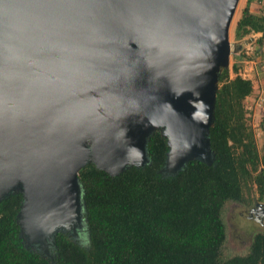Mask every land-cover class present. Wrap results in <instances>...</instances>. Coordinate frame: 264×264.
Masks as SVG:
<instances>
[{"label":"water","instance_id":"95a60500","mask_svg":"<svg viewBox=\"0 0 264 264\" xmlns=\"http://www.w3.org/2000/svg\"><path fill=\"white\" fill-rule=\"evenodd\" d=\"M5 2L0 201L11 183L22 189L13 194L22 195L18 222L29 248L48 255L56 232L86 229L83 201L77 210L72 202L73 188L82 193L78 173L89 164L110 176L128 169L120 167L135 153L134 123L147 126L145 148L161 129L167 157L179 153L177 163L166 158L162 177L192 160L213 163L214 79L240 50L229 42L239 0ZM162 115L170 117L175 151Z\"/></svg>","mask_w":264,"mask_h":264},{"label":"trees","instance_id":"16d2710c","mask_svg":"<svg viewBox=\"0 0 264 264\" xmlns=\"http://www.w3.org/2000/svg\"><path fill=\"white\" fill-rule=\"evenodd\" d=\"M251 0H248V3ZM241 12L236 40L264 31V19ZM243 58V53L238 56ZM218 76L214 120L209 129L211 165L192 160L175 176L162 177L169 145L156 130L146 142L149 164L116 176L89 164L78 173L88 247L67 232H56L44 251L27 246L20 235L22 195L0 201V264H264V233H256L248 252L222 259L226 240L221 216L227 202L249 203L251 184L264 199V157L257 150L243 100L252 83L234 63Z\"/></svg>","mask_w":264,"mask_h":264},{"label":"rangeland","instance_id":"374dc122","mask_svg":"<svg viewBox=\"0 0 264 264\" xmlns=\"http://www.w3.org/2000/svg\"><path fill=\"white\" fill-rule=\"evenodd\" d=\"M2 1L3 0H0V17L1 15L6 14V12H4V6H3ZM15 1L16 0H6L5 4L13 5ZM243 3H244V0H239L234 17L232 19V22L229 28V42L230 44L234 45L235 49H237L240 45H242V42H243V40L242 41L236 40L234 37L235 25L241 13ZM243 52L244 50L242 51V53ZM243 55L245 56V54ZM238 59H239L238 56L232 54L229 58V63L227 65L219 66L216 72V75H215V79H214V90L220 87V83H218V76L223 72L225 68H228L230 71L229 77L234 78V74L232 73L231 67L234 63H238ZM239 67L241 68L243 66H241L240 64ZM243 105L245 107V112H246L247 111L246 106L244 103ZM250 115L251 113H248L247 111L246 116L248 119H250L249 118ZM160 117H161V121L163 122L164 130L166 131V129H168V133H169L168 139L170 141V145H171V142L173 143L172 149L173 151H175L176 146L178 144L170 129V126H171L170 117L168 115H162ZM145 127L147 126L138 125L136 123L133 124L131 135L135 143V153L134 155H131V157L125 158L122 161V164H121L122 167L120 168H124L128 166L130 167V165H138V166L144 167L149 164L148 156H147L146 148H145V139L147 135L149 134V131H147ZM158 130L160 131L161 129H158ZM82 144L84 147L86 146L89 147L91 146V141L87 139V140H84ZM170 154H171V151L168 154L167 159H169L171 162L177 163L179 156H180L179 153L174 154L172 157ZM90 159H88V161H91ZM18 166H20V169H19L20 173L23 174L24 168L21 165L20 159L18 160V163H17V167ZM172 173L174 172L172 171ZM161 174L164 176H168V173H166L164 170L162 171ZM10 186L14 190L11 192V194L22 192V189L15 188L12 185V183L10 184ZM250 186L251 188L249 189V192L245 194V197L249 203L244 204L240 202H227L222 208L221 216L224 221L225 230H226V240H225L224 245L221 248L222 259H228V258L237 256V255H245L249 250L252 237L256 233H260V232L264 233V219H263L264 218V206H262L259 203V202L263 203L264 199L263 201L256 200L257 192L254 189L252 184ZM73 201H75L76 210L79 207H82V193H80V191H78V189H75V188H73L72 190V202ZM71 209L73 210L72 205H71ZM45 230L46 229L43 227L44 232ZM71 236H73V239H75V241L80 246L84 248L88 247V243H89L88 233H87V230L84 229L83 227H79V226L74 227L73 233L71 234ZM30 246H34V245L30 244ZM46 252H48V248Z\"/></svg>","mask_w":264,"mask_h":264},{"label":"crops","instance_id":"0c3cea01","mask_svg":"<svg viewBox=\"0 0 264 264\" xmlns=\"http://www.w3.org/2000/svg\"><path fill=\"white\" fill-rule=\"evenodd\" d=\"M246 6L248 7V13L264 19V0H251L249 3L248 0H244L241 12ZM240 16L241 13L239 18ZM242 40H247V43H249L253 50L251 55L246 59L256 61L255 71L257 72L256 79L251 82L252 92L243 100V103L245 104L248 113H251L249 116V123L254 132L258 153L260 156L264 157V102L258 106L254 105V99L260 90V87L264 89V31L251 32L248 36L241 39V41ZM241 66H243V64ZM256 200H258V194ZM259 203L264 206V202Z\"/></svg>","mask_w":264,"mask_h":264},{"label":"built area","instance_id":"2783aa9c","mask_svg":"<svg viewBox=\"0 0 264 264\" xmlns=\"http://www.w3.org/2000/svg\"><path fill=\"white\" fill-rule=\"evenodd\" d=\"M247 42H248L247 40H244L242 42V45L244 46L240 45V50L237 51L234 55L239 56L244 50L243 54H245V56L243 55L244 56L243 58L238 59V63L240 62L241 65L243 64V67H241L240 70L238 71V75L242 79L250 80L252 82L254 79H256L257 76V72L255 71L256 61L251 59L250 60L246 59L253 52L252 48ZM233 49H235L234 45H233ZM263 102H264V89L260 87V90L258 91L254 99V105L258 106L261 105Z\"/></svg>","mask_w":264,"mask_h":264}]
</instances>
